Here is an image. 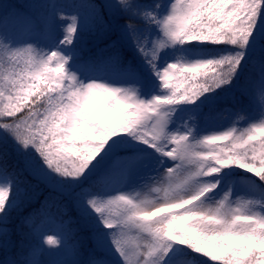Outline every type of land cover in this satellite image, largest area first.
Returning a JSON list of instances; mask_svg holds the SVG:
<instances>
[{
    "label": "snow or ice",
    "instance_id": "1",
    "mask_svg": "<svg viewBox=\"0 0 264 264\" xmlns=\"http://www.w3.org/2000/svg\"><path fill=\"white\" fill-rule=\"evenodd\" d=\"M212 262L264 264V0H0V264Z\"/></svg>",
    "mask_w": 264,
    "mask_h": 264
},
{
    "label": "rangeland",
    "instance_id": "2",
    "mask_svg": "<svg viewBox=\"0 0 264 264\" xmlns=\"http://www.w3.org/2000/svg\"><path fill=\"white\" fill-rule=\"evenodd\" d=\"M237 108L238 106H233L231 104L221 105L220 108L217 110V112L210 114L209 121L207 122V124L202 123V127H208L213 129V131L209 132V134H218L216 129H219L221 126L230 125L233 122V120L235 119V113ZM148 183L151 185V187L158 186V181L156 182L149 181ZM115 186L120 187V185H115ZM128 191H131V189H129ZM135 191L140 192L142 196L149 195L150 193L149 187H144L143 182H141V184H138L135 187ZM241 198H243V194H241ZM55 211L56 209L53 208V212ZM212 264H216V262H212Z\"/></svg>",
    "mask_w": 264,
    "mask_h": 264
}]
</instances>
